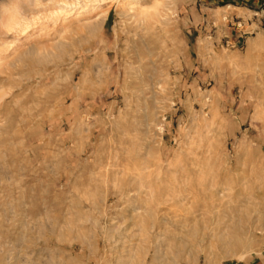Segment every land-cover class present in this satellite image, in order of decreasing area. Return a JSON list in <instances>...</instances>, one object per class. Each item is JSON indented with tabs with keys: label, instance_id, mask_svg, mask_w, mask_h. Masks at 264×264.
I'll return each mask as SVG.
<instances>
[{
	"label": "rangeland",
	"instance_id": "374dc122",
	"mask_svg": "<svg viewBox=\"0 0 264 264\" xmlns=\"http://www.w3.org/2000/svg\"><path fill=\"white\" fill-rule=\"evenodd\" d=\"M48 1L0 25V264H264V0Z\"/></svg>",
	"mask_w": 264,
	"mask_h": 264
},
{
	"label": "bare ground",
	"instance_id": "6f19581e",
	"mask_svg": "<svg viewBox=\"0 0 264 264\" xmlns=\"http://www.w3.org/2000/svg\"><path fill=\"white\" fill-rule=\"evenodd\" d=\"M36 1L37 0H26V2H28L29 4H35ZM39 1H42V0H39ZM49 1L50 2H54L55 0H49ZM20 6H18L15 3V0H3L2 3L0 4V25L3 27L4 33L7 32V31H9V30L11 31L13 28H15V30H17L16 29L17 27H19L23 23H26L27 22L26 21L27 20V17H26L27 16L26 15L27 14L26 13L27 11L24 10V9H21ZM24 20H25V22H24ZM24 25H26V24H24ZM24 25H22V27ZM22 27H19V28H22Z\"/></svg>",
	"mask_w": 264,
	"mask_h": 264
}]
</instances>
